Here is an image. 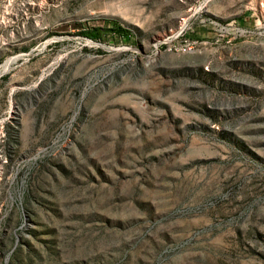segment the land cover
Returning <instances> with one entry per match:
<instances>
[{
    "label": "rangeland",
    "instance_id": "obj_1",
    "mask_svg": "<svg viewBox=\"0 0 264 264\" xmlns=\"http://www.w3.org/2000/svg\"><path fill=\"white\" fill-rule=\"evenodd\" d=\"M0 264H264V0H0Z\"/></svg>",
    "mask_w": 264,
    "mask_h": 264
},
{
    "label": "built area",
    "instance_id": "obj_2",
    "mask_svg": "<svg viewBox=\"0 0 264 264\" xmlns=\"http://www.w3.org/2000/svg\"><path fill=\"white\" fill-rule=\"evenodd\" d=\"M238 31L242 34L247 33L248 31L243 30V29H238ZM179 35L173 37V35L167 37L164 41L162 42H157L155 43L156 49H158L162 44L166 45V49L169 51L177 50L180 52H192L195 48V45L198 43L197 40H192L190 38H183L180 41L176 40V37Z\"/></svg>",
    "mask_w": 264,
    "mask_h": 264
}]
</instances>
